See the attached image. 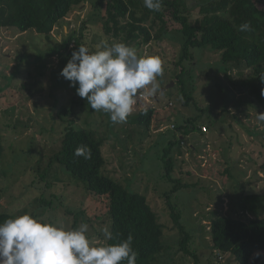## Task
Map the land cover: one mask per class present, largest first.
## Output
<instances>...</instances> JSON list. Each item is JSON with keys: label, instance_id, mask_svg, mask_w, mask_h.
<instances>
[{"label": "rangeland", "instance_id": "rangeland-1", "mask_svg": "<svg viewBox=\"0 0 264 264\" xmlns=\"http://www.w3.org/2000/svg\"><path fill=\"white\" fill-rule=\"evenodd\" d=\"M133 1L138 4L136 15L141 17L147 8L143 0ZM186 3L191 8L200 0ZM106 4L107 0H87L59 21L49 39L32 31L0 29V135L4 147L0 213L13 217L27 213L68 230L87 223L89 238L105 245L101 229L110 230L106 199L88 194L81 182L53 161L71 124L75 129L93 131L104 141L103 175L127 191L145 196L156 213L164 227L166 250L158 264H196L179 251V237L163 199L173 184L162 178L160 158L172 135L178 141L183 138L177 127L188 117H199L195 121L198 129L184 136V146L172 150L173 177L189 188L179 189L171 203L192 235L189 249L199 264H234L229 255L211 252L208 227L217 215L242 221L264 217V176L258 168L264 153V127L256 120L264 109L240 89L251 72L243 66L222 65L219 54L207 49L191 50L187 61H181L182 37L166 17L173 30L164 40L136 48L140 56H158L163 61V74L157 78L161 91L155 96H137L133 106L132 113L154 109L151 127L143 129L128 119L113 124L109 115L94 112L60 75L74 48L73 43L64 46L70 35L80 38L90 52L98 51L96 45L101 41L115 43L103 31ZM198 10H191L192 19L199 17ZM152 19L148 15L147 25ZM186 97L194 101L185 105ZM63 107L67 113L61 117L58 111Z\"/></svg>", "mask_w": 264, "mask_h": 264}, {"label": "trees", "instance_id": "trees-1", "mask_svg": "<svg viewBox=\"0 0 264 264\" xmlns=\"http://www.w3.org/2000/svg\"><path fill=\"white\" fill-rule=\"evenodd\" d=\"M86 2L87 0H0V29L15 30L18 33L32 31L49 39L59 21ZM100 3L99 1L97 4ZM137 7L138 4L133 0H107L103 31L110 41L125 43L134 48L144 47L155 41L158 43L173 30L167 26L165 18L168 17L182 37L181 61H187L191 50L207 49L219 54L220 63L224 66H243L251 72V76L240 84V89L264 109V0H200L199 5L191 8L186 0H163L161 11L147 9L141 17L136 15ZM193 8L199 9V17L196 19H192L190 13ZM151 14L153 19L147 25L148 15ZM244 23L250 25V30L241 32L239 26ZM81 42L80 38L70 35L64 46L73 43V52L78 50ZM177 79L182 86L178 76ZM191 100L194 101L186 97L184 104L188 105ZM194 106L199 109L197 105ZM200 112L205 113L203 110ZM58 113L62 117L67 111L63 107ZM154 114L151 107L138 109L128 117V121L147 130L151 127ZM197 118L188 117L177 127L183 138L178 141L177 136L172 135L167 149L162 151L160 161L162 178L173 184L169 191L163 193V199L179 237V251L199 264L197 256L189 249L192 235L181 223V216L171 203L172 196L179 189L189 188L173 177L175 162L172 150L175 146H178V150L185 142L184 136L198 129L195 125ZM103 145L104 141L98 139L93 131L75 129L70 124L65 130L61 149L53 157V161L72 179L81 182L88 194L106 199L109 227L114 239L107 240L105 246L125 240L131 234L132 246L138 253L136 264H158L159 257L166 252L162 243L164 227L145 196L129 192L118 182L103 175L102 170L106 165ZM80 146L91 149L90 159L75 155ZM3 151L0 135V157ZM258 168L264 176V153ZM10 218L14 217L0 213V223ZM208 229L211 252L229 255L234 264H264V217L242 221L217 215L210 220ZM257 253L260 254L258 257Z\"/></svg>", "mask_w": 264, "mask_h": 264}, {"label": "clouds", "instance_id": "clouds-1", "mask_svg": "<svg viewBox=\"0 0 264 264\" xmlns=\"http://www.w3.org/2000/svg\"><path fill=\"white\" fill-rule=\"evenodd\" d=\"M143 3L153 12L163 7V0ZM249 30L247 23L239 26L241 32ZM96 47L98 51L90 52L79 46L60 75L94 112L109 115L113 124L126 123L138 93L155 96L161 91L157 78L163 74V61L158 56H140L125 43L101 41ZM256 120L264 127V113L256 114ZM75 155L90 159L91 149L80 146ZM101 231L105 240L114 239L108 227ZM87 233V223L68 230L27 213L6 219L0 223V264H136L131 234L105 246L94 243Z\"/></svg>", "mask_w": 264, "mask_h": 264}, {"label": "built area", "instance_id": "built-area-1", "mask_svg": "<svg viewBox=\"0 0 264 264\" xmlns=\"http://www.w3.org/2000/svg\"><path fill=\"white\" fill-rule=\"evenodd\" d=\"M138 96H139L140 98H143V95H140V94H139ZM203 131H205V128H203Z\"/></svg>", "mask_w": 264, "mask_h": 264}]
</instances>
